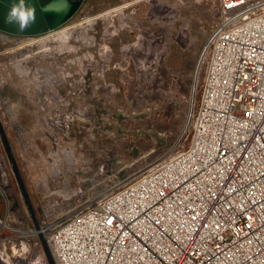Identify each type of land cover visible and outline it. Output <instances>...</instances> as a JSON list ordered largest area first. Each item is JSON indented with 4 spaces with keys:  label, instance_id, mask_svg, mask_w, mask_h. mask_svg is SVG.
I'll use <instances>...</instances> for the list:
<instances>
[{
    "label": "rangeland",
    "instance_id": "rangeland-1",
    "mask_svg": "<svg viewBox=\"0 0 264 264\" xmlns=\"http://www.w3.org/2000/svg\"><path fill=\"white\" fill-rule=\"evenodd\" d=\"M125 1L84 0L66 23L38 35L0 30V122L38 221L190 145L204 75L195 70L219 0H139L98 17ZM65 27L73 50L57 40ZM125 46L136 50L126 57ZM1 220L22 232L0 223V264H48L0 131Z\"/></svg>",
    "mask_w": 264,
    "mask_h": 264
},
{
    "label": "built area",
    "instance_id": "built-area-1",
    "mask_svg": "<svg viewBox=\"0 0 264 264\" xmlns=\"http://www.w3.org/2000/svg\"><path fill=\"white\" fill-rule=\"evenodd\" d=\"M214 14L190 145L43 216L57 264H264V0Z\"/></svg>",
    "mask_w": 264,
    "mask_h": 264
},
{
    "label": "water",
    "instance_id": "water-1",
    "mask_svg": "<svg viewBox=\"0 0 264 264\" xmlns=\"http://www.w3.org/2000/svg\"><path fill=\"white\" fill-rule=\"evenodd\" d=\"M83 2L84 0H0V30L16 35H38L46 33L60 27L72 18L80 9ZM13 6H16L18 11L22 12L26 18L27 27L23 30L20 28L19 17L12 18L13 22L11 23L8 22L9 12ZM0 131L2 139L5 142L7 154L12 159V166L18 184L32 214L36 231L47 258V262L48 264H57L56 258L54 257L53 251L50 248L45 235L42 231H40V224L36 217V211L29 195L25 180L13 155L12 148L1 122Z\"/></svg>",
    "mask_w": 264,
    "mask_h": 264
},
{
    "label": "bare ground",
    "instance_id": "bare-ground-1",
    "mask_svg": "<svg viewBox=\"0 0 264 264\" xmlns=\"http://www.w3.org/2000/svg\"><path fill=\"white\" fill-rule=\"evenodd\" d=\"M137 1H139V0H131V1H125L123 4H121L120 6H117L116 8H114V10H108V11H105V12H103V14H101V15H99L98 17H100V16H110V14L113 12V11H120V10H122V9H124V8H126V7H128L129 5H131V4H133L134 2H137ZM122 16V15H121ZM122 18H124V17H122ZM123 22H125L126 20L125 19H123L122 20ZM86 22H89V20L87 19V21ZM92 22V21H91ZM126 24V23H125ZM73 27V26H72ZM72 31V30H71ZM71 31H69V27H65V28H61L60 30H58V31H56V33L55 34H57L56 35V37H57V40L61 43V45H62V47L65 49H72V48H75L74 46H72V45H70V43H69V38L71 37ZM109 34V33H108ZM50 36V35H49ZM45 37H47V35L46 36H44V37H42V38H39V41L40 40H44V38ZM54 38V37H53ZM145 38H147V37H144V38H142V43H141V46H139V48L137 49V53L136 54H134L135 55V57H137V58H139V61L141 60V61H143L144 60V57H143V53H144V47L146 46V43H145ZM92 39V38H91ZM37 40V39H36ZM35 40V41H36ZM86 41H87V39H86ZM88 41H90V38H89V40ZM29 42V41H28ZM31 42H33V41H31ZM30 42V43H31ZM147 43H149V42H147ZM73 50V49H72ZM123 50H124V52H125V56L126 57H128V54H129V52H132V51H134V50H136L135 48H134V46H132V47H128V46H125V47H123ZM111 52H110V49L108 48V47H102L101 48V55H102V57L106 60V62L108 63L109 62V59H110V54ZM92 57V56H91ZM140 61V62H141ZM109 64V63H108ZM100 68H103V67H100ZM100 71H101V69H100ZM99 71V72H100ZM102 76V75H101ZM195 86V85H194ZM39 92H40V95L41 96H44V93H45V85H43V86H40L39 87ZM193 105V104H192ZM74 117H75V114H72V115H70V117H69V123H71V121L74 119ZM69 125V124H68ZM0 223L3 225V226H6V227H9V228H11V229H13V230H15V231H20V232H22V230H20V229H18V228H15V227H13V225L12 224H10V223H6V222H4V221H0ZM8 245V247L10 248V251L12 252H15L16 251V246L14 245V244H10V243H7ZM13 245V246H12ZM20 264H26V263H24L23 261H22V259L20 260Z\"/></svg>",
    "mask_w": 264,
    "mask_h": 264
},
{
    "label": "clouds",
    "instance_id": "clouds-1",
    "mask_svg": "<svg viewBox=\"0 0 264 264\" xmlns=\"http://www.w3.org/2000/svg\"><path fill=\"white\" fill-rule=\"evenodd\" d=\"M19 17L20 19V28L23 30L25 27H27V21L22 12H19L16 6H13L12 9L9 12V18L8 22L11 23L13 22L12 18H17Z\"/></svg>",
    "mask_w": 264,
    "mask_h": 264
}]
</instances>
